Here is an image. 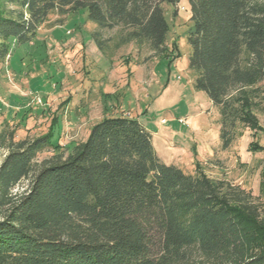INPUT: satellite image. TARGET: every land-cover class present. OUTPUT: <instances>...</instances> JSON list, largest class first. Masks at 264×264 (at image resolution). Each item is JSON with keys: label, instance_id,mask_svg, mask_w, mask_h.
<instances>
[{"label": "trees", "instance_id": "obj_1", "mask_svg": "<svg viewBox=\"0 0 264 264\" xmlns=\"http://www.w3.org/2000/svg\"><path fill=\"white\" fill-rule=\"evenodd\" d=\"M179 0H0V62L12 43L84 9L108 58L120 47L166 50L163 4ZM188 68L218 108L222 147L257 127L264 81V0H187ZM0 264H264V217L239 186L157 156L136 119L104 116L64 155L51 135L0 131ZM23 184L21 190L13 189Z\"/></svg>", "mask_w": 264, "mask_h": 264}, {"label": "rangeland", "instance_id": "obj_2", "mask_svg": "<svg viewBox=\"0 0 264 264\" xmlns=\"http://www.w3.org/2000/svg\"><path fill=\"white\" fill-rule=\"evenodd\" d=\"M162 7L169 32L160 57L131 44L103 56L84 9L62 25L39 28L29 42L12 43L0 62V131L12 130L14 140L51 135L53 148L39 153L40 161L69 154L104 116H128L151 133L162 162L190 174L198 165L209 177L241 187L264 217V81L254 109L257 127L238 126L223 148L218 108L194 88L188 68L187 0ZM6 153L0 146V163Z\"/></svg>", "mask_w": 264, "mask_h": 264}, {"label": "built area", "instance_id": "obj_3", "mask_svg": "<svg viewBox=\"0 0 264 264\" xmlns=\"http://www.w3.org/2000/svg\"><path fill=\"white\" fill-rule=\"evenodd\" d=\"M179 122H180V123H184V120H183V119H179Z\"/></svg>", "mask_w": 264, "mask_h": 264}, {"label": "crops", "instance_id": "obj_4", "mask_svg": "<svg viewBox=\"0 0 264 264\" xmlns=\"http://www.w3.org/2000/svg\"><path fill=\"white\" fill-rule=\"evenodd\" d=\"M179 121V120H178Z\"/></svg>", "mask_w": 264, "mask_h": 264}]
</instances>
